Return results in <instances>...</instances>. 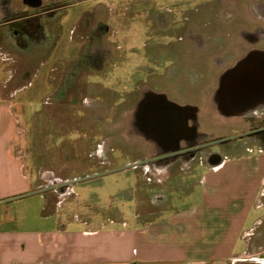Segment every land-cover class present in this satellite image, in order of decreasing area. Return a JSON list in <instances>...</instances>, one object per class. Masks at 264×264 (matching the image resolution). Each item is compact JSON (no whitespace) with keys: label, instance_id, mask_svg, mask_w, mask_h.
I'll return each mask as SVG.
<instances>
[{"label":"rangeland","instance_id":"1","mask_svg":"<svg viewBox=\"0 0 264 264\" xmlns=\"http://www.w3.org/2000/svg\"><path fill=\"white\" fill-rule=\"evenodd\" d=\"M231 4L0 0V100L9 103L14 140H20L14 152L44 189L47 209L56 211L67 229L111 228L110 220L120 230L136 228L152 220L150 213L158 218L167 212L166 207L155 211L152 195L168 188L144 173L146 160L137 161L153 152L150 140L159 133L148 132L166 121L159 117L151 128L143 121L148 117L134 113L151 90L184 114L192 109L184 132L202 138L195 151L185 146L196 154L193 175L187 173L190 163L173 168L175 199L188 200L184 187L192 190L200 176L213 183L208 198L215 202L233 191L234 202L237 198L245 208L247 235L236 241L233 264H264V139L253 137L264 131V109L228 118L214 107L216 113L209 112V84L224 66L215 67L208 79L190 64L181 65L208 64L210 32L226 26ZM176 57L180 63L171 65ZM214 167L220 170L213 173ZM237 221L234 217L233 231Z\"/></svg>","mask_w":264,"mask_h":264},{"label":"crops","instance_id":"2","mask_svg":"<svg viewBox=\"0 0 264 264\" xmlns=\"http://www.w3.org/2000/svg\"><path fill=\"white\" fill-rule=\"evenodd\" d=\"M234 97L228 87H223L214 98L217 111L222 114L230 111L229 107L242 104L241 100H231ZM14 138L9 103L1 99L0 264H233L236 241L246 240L245 208L237 198L234 202L233 191L226 190L221 200L215 202L208 198L213 195V183L200 176L196 185L190 187L192 190L184 187L188 200L194 198L196 202L181 203L175 199L177 193L173 191L178 186L173 179L178 174L173 168L176 163L185 166L196 159L195 155H177L181 150L178 143L183 145L185 140H151L161 151L137 160H146L144 173L168 188L152 195L155 211L166 207L164 215L154 218L156 213L152 212L153 218L148 215L152 220L144 219L130 229L120 230L110 220L111 228L91 224L72 230L67 229L56 211L47 209L44 189L34 184L23 159L14 152V145L20 141ZM190 167L189 177L194 173L192 164ZM214 170L213 173L220 169ZM223 178L226 187L227 177ZM159 196L162 199L158 200ZM234 217L239 220L235 231Z\"/></svg>","mask_w":264,"mask_h":264},{"label":"flooded vegetation","instance_id":"3","mask_svg":"<svg viewBox=\"0 0 264 264\" xmlns=\"http://www.w3.org/2000/svg\"><path fill=\"white\" fill-rule=\"evenodd\" d=\"M251 1L248 6L247 0H228L234 7L226 9L230 11V19L224 20L226 26L216 33L213 31V34L210 30V38L214 36V39L212 42L210 41L209 45L211 57L208 64L197 67L189 60L181 64H190L194 69H198L199 77H207L208 79L213 75L215 67L224 66L222 71L214 77V83L209 84V108L212 109L209 112H215L214 100L223 87H228V90L234 94L235 97L231 100L237 102L241 100L242 104L229 107L230 111L221 115L217 114L223 118L254 114L264 109L262 106V101H264V0ZM220 19H224V17L220 15ZM217 33L221 34V37L216 36ZM179 61V57H176L170 63L171 65L173 63L178 64ZM185 68L192 69L190 66H185ZM143 97L136 104L134 111L136 117L140 115L139 113L148 117L147 121H143L147 122L146 124L150 125L151 128L154 123L155 126L157 125L156 119L162 116L166 117L165 125L162 126L163 129L156 126L155 131H147L148 134L155 133L156 135L159 133L157 137L154 136L155 139L153 140H185L183 148L181 142L178 143L181 151L177 155L184 158L196 155L195 152L185 148L186 145L194 144L190 149L195 151V146L200 145L199 140L202 139L201 136L192 137L184 132L186 119L192 113V109L185 111L184 114L176 105L168 101L167 97L158 95L151 90H147ZM244 99L248 101L245 104L243 103ZM137 122H139L138 118L135 119V126H138ZM261 133L264 135V131L256 132L253 136L254 139L263 140L264 136L260 137ZM151 148L153 152L150 155L161 151L157 145Z\"/></svg>","mask_w":264,"mask_h":264},{"label":"water","instance_id":"4","mask_svg":"<svg viewBox=\"0 0 264 264\" xmlns=\"http://www.w3.org/2000/svg\"><path fill=\"white\" fill-rule=\"evenodd\" d=\"M243 102L246 103L248 101L244 99ZM262 103H263L262 106L264 107V101H262Z\"/></svg>","mask_w":264,"mask_h":264}]
</instances>
